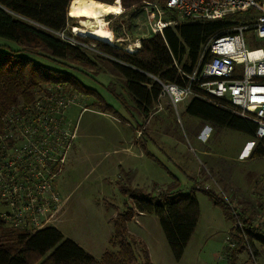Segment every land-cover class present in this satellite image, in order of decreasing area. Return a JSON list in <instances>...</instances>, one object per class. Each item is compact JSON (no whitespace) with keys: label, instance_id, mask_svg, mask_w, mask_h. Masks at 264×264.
Here are the masks:
<instances>
[{"label":"trees","instance_id":"16d2710c","mask_svg":"<svg viewBox=\"0 0 264 264\" xmlns=\"http://www.w3.org/2000/svg\"><path fill=\"white\" fill-rule=\"evenodd\" d=\"M143 1L154 0H120L124 8L122 16L125 14L128 17L114 25L112 30L116 36L123 34L121 23L131 28L136 11L130 14L126 12L130 8L141 7ZM158 1L162 7L165 5V0ZM69 2L0 0V37L20 46L8 50L0 48V132L3 114L18 102L30 101L34 89L41 83L65 85L82 96H91L93 108L116 113L95 89L86 87L76 75L65 69L71 63L96 74L100 66H106L112 75L122 80L123 89L133 101L135 111L142 117L147 118L159 101L161 83L189 86L193 94L185 105L187 114L207 121L214 127L236 130L252 137L256 142L248 156H264V136L255 137L256 123L236 114L230 103L207 94L198 86L199 81L188 77L211 56L207 52L205 59L199 62L202 45L214 36L231 32L240 22V14L214 20L178 22L165 28L163 35L141 39L140 48L135 53H128L102 41L73 35L69 25L71 17L67 14ZM170 16L175 18L174 13ZM55 33H62L65 38ZM92 42L107 57L94 60L87 55L82 45ZM44 59L55 65H48ZM69 68L82 71L70 65ZM108 88L128 111L122 94ZM142 125L138 123L135 126L140 130L138 138L146 139L148 133L142 129ZM119 171L121 178L116 185L127 196L128 202L125 209L113 219V234L109 239L112 250L105 251L97 259L75 241L65 237L55 226H46L30 233L7 226L0 217V264H151L145 243L127 229V222L136 212L153 214L158 218L168 247L178 261L199 218L196 190L203 191L214 205L220 206L226 219L232 223L236 219L241 220V227L235 224L231 228L232 245H226L227 264H236L237 256L244 248L252 256L257 255L254 241H258L264 249V230L252 227L244 211L233 210L228 199L210 188H196L195 182L188 192L182 193L177 179L173 177L165 188L145 191L132 187V170L119 167ZM135 246L140 248L138 255Z\"/></svg>","mask_w":264,"mask_h":264},{"label":"rangeland","instance_id":"374dc122","mask_svg":"<svg viewBox=\"0 0 264 264\" xmlns=\"http://www.w3.org/2000/svg\"><path fill=\"white\" fill-rule=\"evenodd\" d=\"M99 1H118L122 7L120 0ZM154 2L159 3L158 0ZM140 10V7L130 8L126 13L136 11L135 16L142 14ZM122 15L108 14L103 17L113 34L112 29L123 19ZM134 20L132 18V23ZM69 25L73 35L98 40L73 32V26L82 25L80 19L71 17ZM55 35L65 38L62 33ZM17 47L20 46L16 42L0 37L1 50ZM248 47H260L264 53V38L254 41L248 39ZM82 49L94 60L107 57L96 49L93 42L82 45ZM260 54L261 51L251 53L252 56ZM45 62L50 66L55 65L49 60ZM69 65L81 66L68 63L65 69L76 75L83 85L95 89L116 113L93 108L90 104L93 98L86 95L78 96L76 103L66 110L68 123L75 125L77 138L74 150L70 152V160L74 155L71 168H68L69 161L57 179L61 194L67 199L61 220L55 227L65 237L75 241L97 259L105 251L112 250L109 239L113 234V219L125 209L128 202L127 196L116 185L121 178L119 168H116L117 157L125 170L134 172L132 187L153 192L165 188L173 177L177 179L182 193L188 192L195 182L200 187L207 185L216 194L228 199L233 210L244 211L252 227L264 230V156H248L255 139L236 130L214 127L207 121L187 114L185 105L190 97L173 106L169 96L164 94L150 115L144 118L135 111L133 101L122 87V80L112 75L106 66H100L99 72L95 74L83 67L80 68L83 72L75 71ZM108 87L122 94L128 111ZM138 123L146 125L152 137V141L142 138L138 143L141 153H144L141 158L135 159V152L139 149L133 144L124 155L114 152L119 141L135 139L137 131L134 128ZM195 194L200 214L186 250L185 258L188 260L176 261L174 257L167 259L166 251L169 255L171 252L155 215L139 216L135 213L127 222L128 231L145 243L151 264H227L226 245L232 244L231 228L235 224L241 227V220L236 219L232 223L226 219L221 207L214 205L203 191L196 190ZM254 247L258 251L257 255L252 256L244 248L238 254L236 264H264L263 247L258 241H254ZM139 249L135 246L137 255ZM195 250L201 262L192 260Z\"/></svg>","mask_w":264,"mask_h":264},{"label":"built area","instance_id":"2783aa9c","mask_svg":"<svg viewBox=\"0 0 264 264\" xmlns=\"http://www.w3.org/2000/svg\"><path fill=\"white\" fill-rule=\"evenodd\" d=\"M140 9L142 14L133 16L131 28L121 23L122 35L110 31L112 46L135 53L141 39L163 35L165 28L178 22L214 20L236 14L243 17L231 32L214 36L202 45L199 62L207 52L211 56L188 77L199 81L198 86L207 94L230 103L236 114L254 121L255 137L262 138L264 53L260 47L249 48L248 39L264 38V0H165L163 7L154 1H143ZM123 12L122 7L119 14ZM172 13L175 18L170 16ZM255 51L261 54L250 56ZM161 85L160 97L167 94L173 106L193 94L189 86ZM78 96L82 95L65 85L41 83L30 101L18 102L3 114L0 217L7 226L33 233L55 226L61 220L67 197L62 196L57 179L70 161L77 138L66 110L76 103ZM199 187L197 183L196 188Z\"/></svg>","mask_w":264,"mask_h":264},{"label":"bare ground","instance_id":"6f19581e","mask_svg":"<svg viewBox=\"0 0 264 264\" xmlns=\"http://www.w3.org/2000/svg\"><path fill=\"white\" fill-rule=\"evenodd\" d=\"M121 10L122 7L118 1L107 3L99 0H70L68 16L80 19L82 24L73 26L75 34L91 36L102 42L113 44L111 32L103 17L108 14H119ZM250 56H252L251 53Z\"/></svg>","mask_w":264,"mask_h":264},{"label":"crops","instance_id":"0c3cea01","mask_svg":"<svg viewBox=\"0 0 264 264\" xmlns=\"http://www.w3.org/2000/svg\"><path fill=\"white\" fill-rule=\"evenodd\" d=\"M143 127H142V129L143 130H146V132H147V130H148V128L146 127V125H142ZM134 130H135V132L137 131V134L135 135V139H133V140H129L128 142H126V141H124V140H121V141H119V143H118V145H117V148H114L113 149V151L115 152H118V153H120L121 155H124V154H126L125 152H128L129 151V147H131V145L133 144L134 146H136L138 149H139V146H138V143H140L141 142V139L140 138H138V135L140 134V130H138V129H136V127L134 128ZM148 133V136L146 137L147 139H149V140H151L152 141V137H151V135H150V132H147ZM144 141H147L146 139L144 140ZM137 150V149H136ZM134 152H135V150H134ZM135 154H136V157H135V159L137 158V159H139V158H141V156H142V154H144V153H141V150L139 149V150H137L136 152H135ZM120 156V155H119ZM117 159H118V163H117V167L116 168H119V167H122V168H124L123 166V163H122V161L117 157ZM133 159H134V157H133ZM73 161H74V155H73V158H72V160H70V162L68 163V168H71V163H73ZM127 167H129V166H127ZM125 169V168H124ZM135 170V169H134ZM136 214H138L139 216L140 215H142V213H139V212H136ZM190 241H191V238H190V240L188 241V243H187V245H186V247H185V249H184V252H183V255H182V257L180 258V260H178V261H184L185 259H187V258H185V255H186V250H187V248H188V246H189V243H190ZM168 246V245H167ZM171 252V251H170ZM150 254H151V252H150ZM166 257H167V259H171L172 257H173V255H172V253H171V255H169L168 254V252L166 251ZM194 259H196L198 262H201V257L199 256V254H198V251L197 250H195V256L192 258V260H194ZM188 260V259H187ZM191 260V261H192ZM188 262V261H187ZM190 262V261H189Z\"/></svg>","mask_w":264,"mask_h":264},{"label":"water","instance_id":"95a60500","mask_svg":"<svg viewBox=\"0 0 264 264\" xmlns=\"http://www.w3.org/2000/svg\"><path fill=\"white\" fill-rule=\"evenodd\" d=\"M68 6H69V4H68ZM67 12H68V8H67Z\"/></svg>","mask_w":264,"mask_h":264}]
</instances>
